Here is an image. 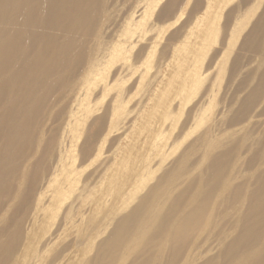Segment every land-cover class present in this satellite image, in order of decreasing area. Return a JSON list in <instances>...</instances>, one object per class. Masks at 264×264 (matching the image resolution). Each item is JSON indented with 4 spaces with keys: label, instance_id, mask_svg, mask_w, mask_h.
Wrapping results in <instances>:
<instances>
[{
    "label": "bare ground",
    "instance_id": "1",
    "mask_svg": "<svg viewBox=\"0 0 264 264\" xmlns=\"http://www.w3.org/2000/svg\"><path fill=\"white\" fill-rule=\"evenodd\" d=\"M233 1L0 0V264H16L20 252H29L31 264L46 258L54 264L51 250L65 239L58 223L53 221L54 233L35 254L33 247L53 230V223L44 224L74 191L86 156L104 143L107 124L124 108L121 77L158 80L136 103L140 130L152 128L158 104L176 100L173 110L180 108L188 102L189 85L201 84L200 62L218 35L220 49L213 57L221 54L214 66L226 63L228 80L236 83L229 117L214 112L211 122L204 114L210 101L198 112L190 109L185 122H209L175 166L178 180H157L135 204H120L142 185L151 154L148 144L138 150L141 164H129L110 201L119 218L105 225L108 235L87 264H264V0ZM188 5L183 39L174 43L178 37L171 32V43L154 40L183 18ZM157 52L153 71L138 67ZM115 86L120 94H112L107 109L86 126L91 103ZM55 108L61 110L51 117ZM173 110L161 111L163 117ZM223 124L234 128L221 138ZM152 136L146 128L140 138ZM189 157L200 168L190 181L181 177ZM102 160L95 172H106V178L120 167ZM128 172L137 173L136 181ZM126 190L131 193L123 197Z\"/></svg>",
    "mask_w": 264,
    "mask_h": 264
},
{
    "label": "rangeland",
    "instance_id": "2",
    "mask_svg": "<svg viewBox=\"0 0 264 264\" xmlns=\"http://www.w3.org/2000/svg\"><path fill=\"white\" fill-rule=\"evenodd\" d=\"M235 1H233L232 4H234ZM232 4H228L225 8L228 9ZM189 5H191V3ZM189 5L183 18H181L175 26L168 28V30H165L164 33H161L158 38L155 37L154 40L171 43V41H169L171 32H174L176 37H178L174 43L177 44L180 40H182L187 29L186 27H183L182 23L185 22V19L188 17L186 14L191 7ZM225 8L222 10L223 13L226 11ZM202 11L199 12L200 15L202 14ZM220 20L223 21V17ZM222 21L220 24H222ZM219 39L220 35H218L214 44L206 52L200 62V73L202 74L201 84H196L195 86L193 84L189 85V89L187 90L188 102L180 108L177 106L174 110L173 108L177 104L176 100L167 107L162 106V108H160V104L156 106L155 110L156 112H159V119L158 121L152 120V128L146 127L148 130L153 132V136L150 140L140 138V135L146 131V128L140 130L139 125H143L142 123H139L142 121L143 116L142 111L136 106V103L145 94L148 95L153 91V89L158 87V80L152 81L151 78L146 76L140 81H135L136 75L127 76L124 79L121 77L118 82L121 94L119 93L117 86H115L110 91H107L104 96L100 97V99L96 100V102L90 101L92 102V115L90 118L86 119V126H88L92 120L100 116L104 110L107 109L106 104L115 92L122 96V105L124 108L121 112L118 111L116 113L113 117L114 122L112 124H107L104 134L107 132L108 137L104 143L98 142L94 147V151L86 156V162H83L86 169L84 168L85 171L82 178L79 179V182L74 184V191L69 194V197L64 199L62 203H59L62 205L56 215L54 214V217H51L52 220L48 219V222L44 224L46 226L53 223V230L50 234L44 236L42 240L33 247L32 254L37 253L39 248L43 245V242L54 233V222H56L58 223V233H61L62 238L65 237V239H59L56 242V237L52 238V241H55L56 243L51 250L52 255L50 254L52 257L53 255L55 256L54 264H61V261H63V264H87L89 257H91L95 252L94 248L108 235V231L104 230L105 225L109 223L112 218H117L118 216V213L114 212L115 209L112 205L116 203H110V201H112L114 193L118 190L119 179H121L123 173H125L126 168L131 167L129 165L130 163L141 164L142 159L138 154V150L140 148H144L145 145L148 144L147 150L151 155L149 157V164L145 161L146 166L144 167V174L141 176L142 185L136 191L133 199H125L120 204H135V202L139 198H142L148 191L149 187L155 184L157 180L161 181L162 178L165 180L169 177L178 180V174L174 170L175 166H178L184 152L187 151L190 143L195 140L199 132L203 129L204 124L209 122V120H206L200 125L196 123V120H188L185 122L189 110L191 109L190 114L198 112L210 101L211 107L208 108L204 114L207 115V117L210 115L209 119L211 122L215 121L213 114L215 115L217 112H223V114L228 113V117L231 113L227 111H229V106L232 104L234 99L233 97L235 95L234 92L236 90V83L228 80V65L226 63L223 65L219 61L217 65L214 66V63L217 60L215 58L221 54L219 53L217 56L213 57L215 50L220 49ZM236 44L238 45V42ZM236 46L233 49H236ZM233 52L234 51L230 54L229 59L233 56ZM157 55L158 52L155 53L154 56H151L147 60V63L146 60H140L138 67H147L150 65L151 71H153L155 66L154 59ZM210 60H213V66L209 65ZM218 65H221L223 69H218ZM175 68L176 66H173V69ZM162 69L164 70L165 66H163ZM189 82L191 83V81ZM136 86H138V89H136ZM203 87H209L210 90L202 91L201 88ZM241 92H239V94H241ZM97 93L98 88H95L93 94ZM59 110H61V108H55L51 117ZM144 110L145 108H143V111ZM172 110L173 112L170 116L167 118L163 117L161 111H164L165 114L166 111L170 112ZM60 116L61 115L56 117L55 122L60 121ZM125 117L127 118L124 123H116L117 120ZM232 128H234V126H226V124H223V135L221 138L230 136L233 133ZM51 134H55V132H51ZM82 137L83 134L81 135L80 140ZM99 146L102 147L100 156L99 158L94 159L96 150ZM124 151H126V153L122 154ZM100 160H102V162L106 161V164L109 167L119 165L120 169L118 168L117 171L108 173V177L106 178V172H103L101 175L100 172H95L96 168L99 167L97 163H99ZM192 162L193 157H189L188 160L184 161V171H187V174L181 176L182 179L184 178V180L187 179L190 181L196 177V174L199 173L200 168H197V166ZM141 167L142 165L137 167V172ZM194 167L196 168L194 169ZM148 170L149 172H147ZM128 173V179L136 181L137 173ZM85 176L86 179L84 180ZM83 187H85V190L80 192ZM177 191H179V189H176L169 195L166 204L174 198ZM130 193V190H126L123 197L126 195L129 196ZM74 197L77 199V202L75 203L72 202ZM117 204L120 206L119 203ZM228 212L231 213L230 211ZM66 243H68L67 249L64 248V244ZM138 244L139 242H136L131 246L129 251V260L136 253ZM28 253L29 252H20L16 264H31L33 258L32 256L30 257L29 255H26ZM48 261L49 259L46 258L44 259V262H41L40 264H47Z\"/></svg>",
    "mask_w": 264,
    "mask_h": 264
}]
</instances>
